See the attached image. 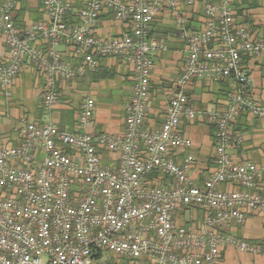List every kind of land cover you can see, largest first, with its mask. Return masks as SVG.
<instances>
[{
	"label": "built area",
	"instance_id": "1",
	"mask_svg": "<svg viewBox=\"0 0 264 264\" xmlns=\"http://www.w3.org/2000/svg\"><path fill=\"white\" fill-rule=\"evenodd\" d=\"M234 1L207 2L205 21L193 31L180 6L196 0H86L78 22L66 19L75 0H44L46 19L25 28L13 19L16 0H0V34L8 47L0 87L8 96L26 64L44 78L46 110L59 102V81L97 70L100 57L118 58L133 72L122 135L93 133L91 96L81 104L76 132L19 119L22 142L0 149V264H219L224 244L264 254V246L223 230L250 214L264 218V163L239 162L229 151L243 142L235 130L242 113L264 117L243 62L245 56L264 57V40L236 23ZM163 8L174 12L188 54L169 89L163 123L147 128L152 54L167 49L151 36V24ZM107 10L126 29L98 37L96 24ZM60 45L76 62L64 59ZM204 78L234 85L225 104L206 112L215 128L217 166L199 179L190 174L194 155L179 158L193 145L180 125L203 117L188 88ZM103 152L116 156L112 163L105 164ZM183 208L203 211L198 228L177 224L175 214Z\"/></svg>",
	"mask_w": 264,
	"mask_h": 264
},
{
	"label": "crops",
	"instance_id": "2",
	"mask_svg": "<svg viewBox=\"0 0 264 264\" xmlns=\"http://www.w3.org/2000/svg\"><path fill=\"white\" fill-rule=\"evenodd\" d=\"M213 0H196L192 6L182 4L181 11L187 17V27L196 31L203 25L206 13L205 4ZM218 1V0H216ZM13 18L20 28L39 23L46 19L44 0H16ZM86 0H75L73 10L69 11L66 19L78 22V10L85 6ZM235 21L247 27L254 38L264 40V0H235L233 3ZM18 22V23H17ZM126 29L118 21L112 10L103 12L99 18L95 33L98 37L120 35ZM152 35L167 44V49L155 51L152 54L150 111L146 120L147 128H159L168 112L169 89L182 73L187 60V43L180 38L174 12L163 8L156 20L151 24ZM67 61L76 62L71 56L70 49L64 45L58 47ZM8 47L3 34H0V63L7 57ZM243 62L251 76V93L253 97L264 103V57H244ZM99 71L110 73L109 77L95 79L89 72L73 81H59L60 99L51 110L42 105L44 78L38 76L30 65H24L11 88L12 95L8 96L0 87V149L7 146H17L22 140L18 130L19 119L22 116L37 124L55 123L61 129L76 132L77 115L85 97L95 100L96 110L92 120L91 130L95 134L111 133L122 135L126 129L127 107L132 94L133 72L130 65L118 58L100 57ZM234 85L229 79L226 82H215L200 79L193 82L189 88L191 105L203 117L195 120L183 119L180 125L181 133L191 138V148L180 151L179 158L191 152L195 162L190 172L193 178L201 179L216 168L215 129L207 122L206 112L225 104L228 90ZM158 94V95H157ZM81 96L77 106L72 107L74 96ZM158 98H164L160 102ZM111 107V114L106 109ZM73 108V114L71 110ZM107 111V113H105ZM237 129L243 135L240 146L230 149V154L239 162L264 163V117L247 115L240 117ZM105 164L112 163L114 154L103 152ZM264 188V182H263ZM224 188H234L225 185ZM203 211L194 208H183L176 212L177 224L198 228ZM225 233L239 239L264 246V218L250 214L242 223L231 221L223 228ZM219 264H264V254H254L239 250L224 244L221 249Z\"/></svg>",
	"mask_w": 264,
	"mask_h": 264
},
{
	"label": "trees",
	"instance_id": "3",
	"mask_svg": "<svg viewBox=\"0 0 264 264\" xmlns=\"http://www.w3.org/2000/svg\"><path fill=\"white\" fill-rule=\"evenodd\" d=\"M213 1H216V0H213ZM14 19V18H13ZM14 21L16 22L17 21V18L16 19H14ZM67 22H69V21H67ZM18 23V22H17ZM188 28V27H187ZM189 29V28H188ZM151 36H153L152 35V31H151ZM99 69V67L97 68V70H95V71H93V72H90L94 77H95V79H103V78H107V77H109V75L110 74H102V72L101 71H99L98 70ZM221 82H226V80H223V81H221ZM230 90H231V88L228 90V96H229V93H230ZM247 115H249V114H247V113H242L241 115H240V117H246ZM239 117V118H240ZM147 118H148V115H147ZM147 118H146V120H147ZM146 120H145V127H146ZM237 123H238V121H237ZM237 123L235 124V130H237V131H239V129H237L238 127H237ZM155 128V127H154ZM212 129H215L214 127H212ZM240 132V131H239ZM155 176H157V173L155 174ZM164 179H165V181L166 180H168L169 179V177H167V176H164Z\"/></svg>",
	"mask_w": 264,
	"mask_h": 264
},
{
	"label": "rangeland",
	"instance_id": "4",
	"mask_svg": "<svg viewBox=\"0 0 264 264\" xmlns=\"http://www.w3.org/2000/svg\"><path fill=\"white\" fill-rule=\"evenodd\" d=\"M105 74H110V73H105ZM94 77V76H93ZM158 95V94H157ZM80 99H81V96H79V95H76V96H74V98H73V101H72V103H71V105H72V107H75V106H77V104H78V102L80 101ZM159 100L157 101L158 102V104L159 105H157L159 108H161V111L163 110L162 109V107H161V104H160V102L162 101V102H164V101H166V100H164V98H163V100H162V98L160 99V98H158ZM108 111H109V114H111V107H107L106 108ZM105 113H107V111L105 112ZM71 114H73V108H72V110H71Z\"/></svg>",
	"mask_w": 264,
	"mask_h": 264
}]
</instances>
